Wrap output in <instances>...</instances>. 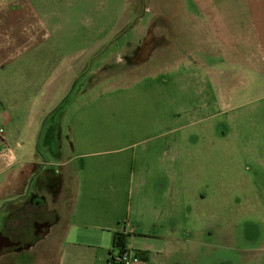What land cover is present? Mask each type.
<instances>
[{
	"label": "rangeland",
	"instance_id": "1",
	"mask_svg": "<svg viewBox=\"0 0 264 264\" xmlns=\"http://www.w3.org/2000/svg\"><path fill=\"white\" fill-rule=\"evenodd\" d=\"M109 6V34L130 19L83 69L62 126L78 168L94 172L92 165L109 160V203L98 197L95 206L109 207L113 231L96 240L93 228L76 227L75 246L63 249L56 231L71 221L77 192V180H68L64 202L71 208L63 227L42 243L31 238V250L23 244L3 253L0 264H103L100 254L119 251L113 232L165 236L171 213L187 242L140 264H264V170L249 152L264 147V74L192 50L204 43L205 23L217 24L223 11L243 12V4L112 0Z\"/></svg>",
	"mask_w": 264,
	"mask_h": 264
},
{
	"label": "crops",
	"instance_id": "2",
	"mask_svg": "<svg viewBox=\"0 0 264 264\" xmlns=\"http://www.w3.org/2000/svg\"><path fill=\"white\" fill-rule=\"evenodd\" d=\"M111 1L0 0V255L16 250L20 236L31 250V238L42 243L50 240L56 227H63L71 208V201L69 208L64 202L68 180H77V192L71 194L75 196L71 221L56 231L63 249L75 246L70 238L76 227L93 228L91 237L96 240L113 231L109 207L95 206L100 205L98 197L109 203V160L92 165L94 172L86 171L85 164L78 168L72 156L75 146L65 141L62 126L83 69L97 61L103 51L98 53L99 47L130 19L122 18L115 29L109 28L112 34L106 32ZM234 1L243 4L244 11H223L217 24L205 23L204 43L192 50L264 74V0ZM249 152L264 170V147H250ZM49 166L58 168L53 171ZM142 199L149 210H156L151 199ZM170 217L172 228L165 236L129 238L131 232L116 231L112 243L117 233H125L126 247L145 252L138 264L161 252L172 254L182 240L187 242L188 234L182 239L172 213ZM87 218L90 223L80 222ZM96 240L90 243L99 251L103 247ZM107 260L100 254L99 261Z\"/></svg>",
	"mask_w": 264,
	"mask_h": 264
},
{
	"label": "built area",
	"instance_id": "3",
	"mask_svg": "<svg viewBox=\"0 0 264 264\" xmlns=\"http://www.w3.org/2000/svg\"><path fill=\"white\" fill-rule=\"evenodd\" d=\"M0 129V133H2ZM111 264H138L141 258L137 254L136 250L131 247H126L123 250L118 251L117 254H111L109 256Z\"/></svg>",
	"mask_w": 264,
	"mask_h": 264
},
{
	"label": "trees",
	"instance_id": "4",
	"mask_svg": "<svg viewBox=\"0 0 264 264\" xmlns=\"http://www.w3.org/2000/svg\"><path fill=\"white\" fill-rule=\"evenodd\" d=\"M126 238L127 235L125 233H117L114 237V245L118 247L119 251L126 248ZM137 254L141 259L145 258V252L136 250ZM107 264H111L110 258L107 260Z\"/></svg>",
	"mask_w": 264,
	"mask_h": 264
},
{
	"label": "flooded vegetation",
	"instance_id": "5",
	"mask_svg": "<svg viewBox=\"0 0 264 264\" xmlns=\"http://www.w3.org/2000/svg\"><path fill=\"white\" fill-rule=\"evenodd\" d=\"M41 225V224H40ZM34 229H35V231H37L38 229H39V227H37L36 225H34ZM17 240H18V243H16V249L18 248V247H22V245L23 244H25V247L24 248H27L30 244H27L26 243V241H25V239L22 237V236H20V237H18L17 238ZM23 248V249H24ZM19 249H21V250H23L22 248H19ZM20 250V251H21Z\"/></svg>",
	"mask_w": 264,
	"mask_h": 264
}]
</instances>
